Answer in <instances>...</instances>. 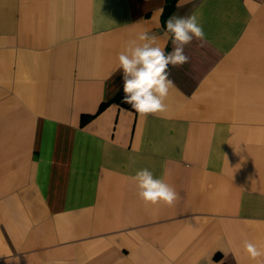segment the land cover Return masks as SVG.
Wrapping results in <instances>:
<instances>
[{"label":"crops","instance_id":"0c3cea01","mask_svg":"<svg viewBox=\"0 0 264 264\" xmlns=\"http://www.w3.org/2000/svg\"><path fill=\"white\" fill-rule=\"evenodd\" d=\"M165 5L0 0V264H256L244 242L264 249V0ZM193 14L206 42L168 66L167 110L107 103L127 43L147 32L171 52L166 21ZM144 168L173 205L139 197Z\"/></svg>","mask_w":264,"mask_h":264},{"label":"clouds","instance_id":"9594fccd","mask_svg":"<svg viewBox=\"0 0 264 264\" xmlns=\"http://www.w3.org/2000/svg\"><path fill=\"white\" fill-rule=\"evenodd\" d=\"M166 32L171 34L173 50L166 53L157 44V38L147 32L139 33L136 40L129 41L125 50L118 55L122 70L123 96L121 103L127 104L145 118L167 110L165 100L174 82L169 79L168 66H181L188 62L184 46L193 39L201 46L206 42L203 27L198 17H171L166 21ZM140 41L141 43H137ZM139 197L146 204L164 203L173 205L179 198L178 192L162 178L154 176L147 168L137 170L134 177ZM244 250L256 264H264V249L245 241Z\"/></svg>","mask_w":264,"mask_h":264},{"label":"trees","instance_id":"16d2710c","mask_svg":"<svg viewBox=\"0 0 264 264\" xmlns=\"http://www.w3.org/2000/svg\"><path fill=\"white\" fill-rule=\"evenodd\" d=\"M176 2L177 0H166V5H165V8H164V12H163V15L164 17H167L174 9L175 5H176ZM122 96H123V91L122 92H118L111 100H109L107 103H116L122 107H125V108H128V109H131L129 105L127 104H123L121 103V99H122ZM107 103H102L99 107V111L107 104ZM133 110V109H131ZM135 111V110H134ZM90 116L89 115H83L82 119H83V122L85 120H87Z\"/></svg>","mask_w":264,"mask_h":264}]
</instances>
